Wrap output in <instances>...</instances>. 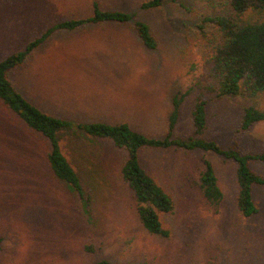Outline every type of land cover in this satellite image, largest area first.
Returning a JSON list of instances; mask_svg holds the SVG:
<instances>
[{"label": "rangeland", "instance_id": "374dc122", "mask_svg": "<svg viewBox=\"0 0 264 264\" xmlns=\"http://www.w3.org/2000/svg\"><path fill=\"white\" fill-rule=\"evenodd\" d=\"M93 1L106 10L135 13L150 26L157 48L147 50L131 24L57 29L8 74L11 84L50 116L73 124L126 123L149 138H162L172 97L205 81L198 25L213 9L206 0H172L149 12L138 10L144 0H0V61L50 26L89 16ZM193 104L192 94L181 109L179 136L193 132ZM247 105L241 98H212L205 137L223 148L235 142L244 152L263 151L264 121L237 132ZM57 135L91 198L90 208L50 172L47 142L0 103V264H264V188H253L257 213L244 218L236 208L234 163L204 154L223 193L214 213L195 187L202 153L140 154V165L174 205L170 214L160 215L169 233L160 239L138 222L120 174L125 153L73 127ZM251 168L264 177V164L253 162Z\"/></svg>", "mask_w": 264, "mask_h": 264}, {"label": "trees", "instance_id": "16d2710c", "mask_svg": "<svg viewBox=\"0 0 264 264\" xmlns=\"http://www.w3.org/2000/svg\"><path fill=\"white\" fill-rule=\"evenodd\" d=\"M172 0H144L138 10L149 12L160 9ZM212 12L202 15L198 25V38L203 43L205 81L178 91L171 99V111L167 117L166 134L162 138H149L132 130L126 123L73 124L44 113L18 93L8 74L21 67L57 29L75 30L85 25L131 24L147 50L157 48V40L150 26L136 18L135 13L103 9L92 3L89 16L69 19L50 26L38 37L28 42L23 50L16 51L0 61V103L13 114L31 133L43 138L48 146V168L59 181L67 184L79 200L90 208L91 198L70 161L65 157L58 141V133L75 128L86 136L107 140L114 148L125 153L120 174L134 198V209L141 227L160 239L169 233L160 220L161 214H170L174 205L170 196L140 165V154L146 150L179 149L202 153V169L195 187L208 210L217 213L223 200L212 163L204 156L210 154L235 165L237 185L236 208L244 218L257 213L253 202L254 187L264 188V177L251 168V163L264 164V150L258 153L242 151L234 142L223 148L215 140L205 137L207 130V106L212 98L217 100L244 99L249 105L243 108L238 133L250 131L264 121V0H206ZM194 95L191 111L193 132L183 137L176 133L182 106ZM3 238L0 237V251ZM86 251L92 252L90 247ZM92 264H111L108 260ZM141 264H147L145 262Z\"/></svg>", "mask_w": 264, "mask_h": 264}]
</instances>
